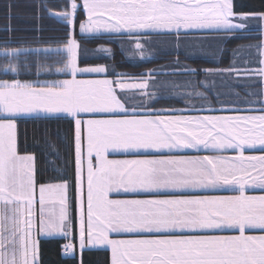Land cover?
Listing matches in <instances>:
<instances>
[{
	"label": "snow or ice",
	"instance_id": "obj_1",
	"mask_svg": "<svg viewBox=\"0 0 264 264\" xmlns=\"http://www.w3.org/2000/svg\"><path fill=\"white\" fill-rule=\"evenodd\" d=\"M70 7L62 16L74 26L75 0ZM83 7L87 21L79 25L82 34L101 29L129 34L169 30L178 35L182 29L235 32L245 29L248 22H264V11L238 13L232 0H83ZM237 19L241 22H234ZM135 47L143 49L144 45L137 42ZM247 47L255 48L259 56L256 63L261 67L246 71L259 78L258 95L264 102V40ZM21 51L13 49L11 54ZM42 51L65 54L66 60L58 61L63 67L56 71L66 72L72 79L45 86L0 80V264H40L37 237L67 236L71 225L67 181L38 185L36 157L18 151L16 119L39 112L65 113L74 122L81 250L86 243L108 245L112 264H264V195L244 194L249 184L264 188V155H244L245 146H264V115L120 118L118 114L129 109L118 95L117 85L122 92L146 89L147 83L76 79L78 74H107L109 69L103 65L81 68V45L74 35L62 49ZM99 51L111 53V49ZM100 115L115 118H91ZM200 146L237 148L239 156L229 166L221 157L108 159L110 150L144 154ZM230 185L239 186V196L109 198L110 193L121 191L159 193ZM250 229L261 234L249 235ZM226 230L238 234H209ZM113 233L137 238L111 239ZM73 247L65 245V251Z\"/></svg>",
	"mask_w": 264,
	"mask_h": 264
},
{
	"label": "crops",
	"instance_id": "obj_2",
	"mask_svg": "<svg viewBox=\"0 0 264 264\" xmlns=\"http://www.w3.org/2000/svg\"><path fill=\"white\" fill-rule=\"evenodd\" d=\"M83 4V0H81ZM233 3V0H232ZM81 4V5H82ZM84 8V7H83ZM87 21V10L84 8ZM63 17L62 14H57ZM64 18V17H63ZM245 29L229 32L225 30L211 29H182L177 35L175 31L169 30H146L142 33L129 34L126 31L109 32L101 29L98 32L81 33L84 36L95 37L104 36L118 40L125 57L131 62L148 61L156 58H165L159 66L146 70L141 74L119 72L112 66L105 64L79 65L81 68L106 66L109 69L107 74L83 73L78 74V80H120L125 84L147 83L146 89L127 88L120 91L117 85L118 95H120L125 107L129 109L127 113L118 114L120 118L125 116H138L150 118H203V117H245L264 115V102L258 93L261 85L257 82L258 77L247 72L249 69L261 67L256 61L259 56L254 48L248 45L258 44L262 35L256 32L246 33ZM254 31V30H253ZM240 37L250 38L240 43L234 50L229 51L233 42ZM77 40V39H76ZM139 42L144 45L143 49H137L135 44ZM58 46V47H63ZM106 47L101 45L99 47ZM110 49L109 47H107ZM109 55V53H105ZM233 69V71H228ZM190 70H195L192 72ZM205 70H212L210 72ZM68 77L64 80H71ZM63 81V80H62ZM133 109L135 111H133ZM65 114V113H62ZM67 115V114H66ZM83 119L90 118L83 116ZM91 118H115L108 115H100ZM86 154V142L84 144ZM22 155V154H21ZM160 155H173L180 157H221L226 161L225 166H229L236 157L239 156V149L224 148L217 149L200 146L199 149H177L172 152L164 150L163 153L152 151L151 153H129L122 150L108 153L110 160H132L143 159ZM244 155L261 156L264 155V146H245ZM76 159V155H75ZM94 165L96 160H93ZM255 174V173H254ZM86 175V156H85ZM69 185V184H68ZM247 196L264 195V188L247 185L244 189ZM240 195L238 185L224 186L215 189H190V190H162L159 193L152 192H113L110 199L113 200H144V199H164L169 197H235ZM69 200H71L70 186L68 190ZM38 206V205H37ZM39 208V206H38ZM71 225L68 227L67 236H54L47 238H64L66 242L73 240L74 248L65 252H74L80 256L87 249H107L110 251L112 264V251L108 245H88L83 250L80 249L79 236V172L76 163V222L70 218ZM209 234L214 235H237L235 230L216 231ZM247 234L259 235L258 229H250ZM40 241L42 236L37 237ZM111 239H133L137 238L132 234H111ZM74 254V256H75Z\"/></svg>",
	"mask_w": 264,
	"mask_h": 264
},
{
	"label": "trees",
	"instance_id": "obj_3",
	"mask_svg": "<svg viewBox=\"0 0 264 264\" xmlns=\"http://www.w3.org/2000/svg\"><path fill=\"white\" fill-rule=\"evenodd\" d=\"M71 0H0V80H20L37 86L59 82L68 77L62 68L65 54L44 52L42 47L62 46L71 35L81 47L92 49L105 45L111 49L109 55L96 57L80 56L79 65L105 64L119 72L141 74L160 65L165 58L131 62L126 57L119 41L104 36L88 37L80 33L79 25L86 20L80 0L75 13L73 29L65 18L57 14L69 11ZM238 13L264 11V0H233ZM237 38L229 51L244 40ZM13 49H21L19 55H12ZM51 69V71H49ZM50 82V83H48ZM18 151L36 157L37 184L61 183L70 185L71 201L76 222V159L74 143V122L62 113L39 112L33 116L16 119ZM64 238L42 239L39 244L40 264H111L107 249H87L79 256L65 255Z\"/></svg>",
	"mask_w": 264,
	"mask_h": 264
},
{
	"label": "rangeland",
	"instance_id": "obj_4",
	"mask_svg": "<svg viewBox=\"0 0 264 264\" xmlns=\"http://www.w3.org/2000/svg\"><path fill=\"white\" fill-rule=\"evenodd\" d=\"M70 2H72V0L70 1ZM75 2H76V4L79 6V3H77L78 1H76L75 0ZM80 2H81V0H80ZM82 4V3H81ZM70 5H71V3H70ZM82 6H83V4H82ZM78 8V7H77ZM77 10V9H76ZM71 11V7H70V9H69V11H67V12H70ZM65 13V12H64ZM67 21V20H66ZM234 22H236V23H240L241 21L240 20H235ZM71 27H72V29H73V25H71ZM254 30V31H253ZM256 31H258L261 35H262V38H261V40H264V22H256V21H251V22H248L247 23V31H246V33H250V32H256ZM260 40V41H261ZM252 45H256V44H252ZM57 48H63V47H42V48H40L39 50H43V49H57ZM101 48H104V49H108L107 47H104V46H102V47H98V48H95V49H92V48H89V47H81V55L82 56H85V57H96V56H100V55H102L103 53L105 54L106 52H103V51H99ZM255 49V48H254ZM256 50V49H255ZM3 53H5V52H3V51H0V54H3ZM80 55V56H81ZM71 76V75H70ZM60 82V81H59ZM48 83H50V82H48ZM37 113H32V114H22L21 116H33V115H36ZM20 117V116H19ZM17 123V122H16ZM70 186V185H69ZM57 208H58V206H57ZM37 209H38V206H37ZM69 212H70V218H74V209H73V204H72V201L71 200H69ZM42 236V235H41ZM40 236V237H41ZM59 236H62V235H57V237H59ZM43 238H47V237H45V236H42ZM68 244H72L73 246H74V244H73V240H71V241H67L66 242V244L65 245H68ZM65 245H64V251H63V253L65 254V255H67V253L68 252H65ZM74 248V247H73ZM74 252H72L71 254H69L70 256H74Z\"/></svg>",
	"mask_w": 264,
	"mask_h": 264
}]
</instances>
